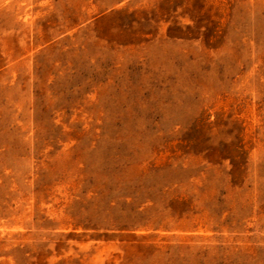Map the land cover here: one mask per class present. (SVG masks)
<instances>
[{"label": "rangeland", "instance_id": "1", "mask_svg": "<svg viewBox=\"0 0 264 264\" xmlns=\"http://www.w3.org/2000/svg\"><path fill=\"white\" fill-rule=\"evenodd\" d=\"M0 264H264V0H0Z\"/></svg>", "mask_w": 264, "mask_h": 264}]
</instances>
